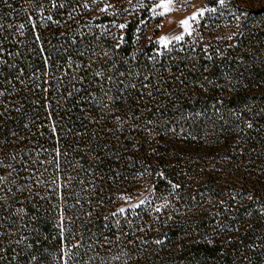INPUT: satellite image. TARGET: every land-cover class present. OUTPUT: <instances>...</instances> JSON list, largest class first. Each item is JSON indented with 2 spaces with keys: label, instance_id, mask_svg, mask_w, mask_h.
I'll use <instances>...</instances> for the list:
<instances>
[{
  "label": "trees",
  "instance_id": "16d2710c",
  "mask_svg": "<svg viewBox=\"0 0 264 264\" xmlns=\"http://www.w3.org/2000/svg\"><path fill=\"white\" fill-rule=\"evenodd\" d=\"M156 2L0 0V264H264V2Z\"/></svg>",
  "mask_w": 264,
  "mask_h": 264
},
{
  "label": "rangeland",
  "instance_id": "374dc122",
  "mask_svg": "<svg viewBox=\"0 0 264 264\" xmlns=\"http://www.w3.org/2000/svg\"><path fill=\"white\" fill-rule=\"evenodd\" d=\"M259 1L264 2V0ZM106 3L110 4L111 1H106ZM153 12L160 18V29L155 39L161 45H167L190 33L198 16L205 11L203 0H157ZM144 195L141 193L126 199L120 209L125 210L127 207L137 206L143 201ZM34 261L33 259L28 264H34Z\"/></svg>",
  "mask_w": 264,
  "mask_h": 264
}]
</instances>
